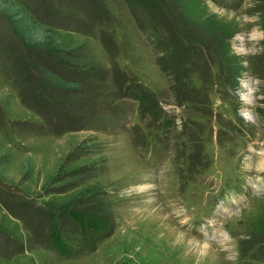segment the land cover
<instances>
[{"label":"rangeland","instance_id":"rangeland-1","mask_svg":"<svg viewBox=\"0 0 264 264\" xmlns=\"http://www.w3.org/2000/svg\"><path fill=\"white\" fill-rule=\"evenodd\" d=\"M0 264H264V0H0Z\"/></svg>","mask_w":264,"mask_h":264},{"label":"bare ground","instance_id":"bare-ground-1","mask_svg":"<svg viewBox=\"0 0 264 264\" xmlns=\"http://www.w3.org/2000/svg\"><path fill=\"white\" fill-rule=\"evenodd\" d=\"M250 152H252V151H250ZM253 155H254V154H253ZM251 162H252V161H251ZM251 164H252V163H251ZM259 164H260V163H257L256 165L258 166ZM252 166H253V165H252ZM254 177H255V176H254ZM253 181H254V180H253ZM252 183H253V182H252ZM181 217H182V216H181ZM167 218H168V217H167ZM181 219H182V218H181ZM181 222H182V221H181ZM175 229H176V228H175ZM175 229L172 228V229H170V230H171L172 232H175L176 235H178L177 238H179L180 236H182V235L178 234V232H177ZM170 230H169V231H170ZM167 231H168V230H167ZM216 233H218V232H216ZM182 237H184V236H182ZM175 239H176V238H175ZM176 240H177V239H176ZM176 240H175V241H176ZM224 241H227V240H223V241L221 242L220 245H223ZM180 243H181V242H180ZM225 244H226V243H225ZM229 244H230V243H229ZM204 247H205V248H206V247L209 248V245L206 244V243H204V245H202V248H203L202 250H203V251H205V250H204V249H205ZM228 247H230V246H228ZM224 248H225V247H224ZM225 250H226V249H225ZM225 252H226V251H225ZM207 253H209V252L207 251ZM211 254H212V253H211ZM206 255H207V254H206Z\"/></svg>","mask_w":264,"mask_h":264},{"label":"trees","instance_id":"trees-1","mask_svg":"<svg viewBox=\"0 0 264 264\" xmlns=\"http://www.w3.org/2000/svg\"><path fill=\"white\" fill-rule=\"evenodd\" d=\"M184 93H182L181 95H183ZM185 97L186 96H188V99H189V105L191 106V105H195V101H193L192 99H193V96H192V93H190V94H187V95H184ZM182 97V96H181ZM139 101L141 100V101H148V99L146 98V97H138L137 98ZM181 100V99H180ZM147 104H149V103H147ZM151 105V104H150ZM148 106V105H147ZM153 114V113H152Z\"/></svg>","mask_w":264,"mask_h":264}]
</instances>
